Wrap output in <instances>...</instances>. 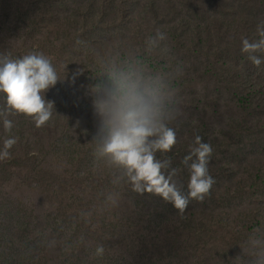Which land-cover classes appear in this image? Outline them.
Returning <instances> with one entry per match:
<instances>
[{
    "label": "rangeland",
    "instance_id": "rangeland-1",
    "mask_svg": "<svg viewBox=\"0 0 264 264\" xmlns=\"http://www.w3.org/2000/svg\"><path fill=\"white\" fill-rule=\"evenodd\" d=\"M262 22L264 0H0V52L42 53L60 79L40 127L0 93V153L15 140L0 159V264H264V63L241 51ZM125 80L161 114L181 110L167 157L185 194L189 145L212 146L215 183L183 214L96 154L94 101Z\"/></svg>",
    "mask_w": 264,
    "mask_h": 264
},
{
    "label": "clouds",
    "instance_id": "clouds-1",
    "mask_svg": "<svg viewBox=\"0 0 264 264\" xmlns=\"http://www.w3.org/2000/svg\"><path fill=\"white\" fill-rule=\"evenodd\" d=\"M257 33L258 40H242L241 51L259 66L264 63L257 55L264 53V22L257 26ZM166 39L160 32L155 38H149L152 44ZM59 80L50 59L42 53H29L14 59L10 53L0 52V93L6 94L7 104L14 114L32 117L37 127L44 125L52 115L54 106L45 100L44 94ZM94 114L97 117L93 137L97 143L96 154L124 171L133 192L162 197L181 214L190 198L203 201L210 194L215 183L208 167L213 149L202 142L201 136H195L189 145V154L183 158L190 174L187 194L179 184V170L171 167V158L167 157L177 144L176 132L170 125L181 115V110L177 109L175 114H161L146 87L125 80L116 83L103 99L94 101ZM4 127L6 130L13 127L6 116ZM4 143L0 159L9 155L7 149L15 140L7 139ZM157 154L166 158L160 159ZM103 253L104 247L98 246L96 255Z\"/></svg>",
    "mask_w": 264,
    "mask_h": 264
},
{
    "label": "trees",
    "instance_id": "trees-1",
    "mask_svg": "<svg viewBox=\"0 0 264 264\" xmlns=\"http://www.w3.org/2000/svg\"><path fill=\"white\" fill-rule=\"evenodd\" d=\"M260 178H258V180H259ZM256 182H258V183H263V178H262V182H259V181H256Z\"/></svg>",
    "mask_w": 264,
    "mask_h": 264
}]
</instances>
